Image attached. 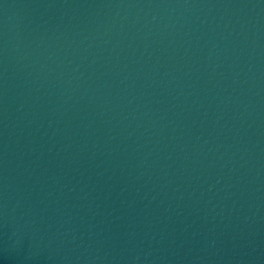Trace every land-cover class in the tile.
<instances>
[{
  "label": "water",
  "instance_id": "obj_1",
  "mask_svg": "<svg viewBox=\"0 0 264 264\" xmlns=\"http://www.w3.org/2000/svg\"><path fill=\"white\" fill-rule=\"evenodd\" d=\"M0 264H264V0H0Z\"/></svg>",
  "mask_w": 264,
  "mask_h": 264
}]
</instances>
